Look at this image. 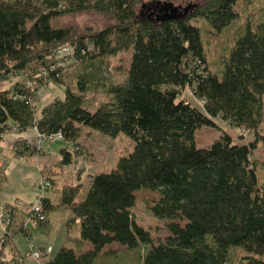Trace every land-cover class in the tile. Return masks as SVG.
Segmentation results:
<instances>
[{
  "label": "trees",
  "instance_id": "1",
  "mask_svg": "<svg viewBox=\"0 0 264 264\" xmlns=\"http://www.w3.org/2000/svg\"><path fill=\"white\" fill-rule=\"evenodd\" d=\"M144 1L0 0V82L14 79L0 88V141L16 133L11 151L19 159L44 156L45 140L72 145L61 148L56 161L39 165L40 194L29 203L39 204V214L2 206L9 225L1 247L4 238H30L31 228H47L48 212L62 207L70 212L65 243L52 255L41 248L45 258L38 264H94L114 243L146 247L141 264H227L236 248L244 253L236 264H264V184L253 155L256 143L264 144V16L244 22L214 71L206 35L215 38L237 19L238 1ZM81 12L105 15L112 24L93 31L53 24ZM63 46L80 61L132 50L125 81L110 86L108 102L94 111L67 87L63 98L38 105L41 87L60 83L55 52ZM184 89L202 106L183 100ZM218 121L243 127L255 141L239 144L222 132L209 147H196L197 130L220 128ZM81 127L111 137L123 133L133 142L110 171L89 173L85 184L78 163L86 158ZM28 130L35 132L32 140L21 136ZM56 176L69 182L54 202L46 191ZM145 189L159 193L152 215L168 221L166 238L156 244L150 228L133 216L134 192Z\"/></svg>",
  "mask_w": 264,
  "mask_h": 264
},
{
  "label": "rangeland",
  "instance_id": "2",
  "mask_svg": "<svg viewBox=\"0 0 264 264\" xmlns=\"http://www.w3.org/2000/svg\"><path fill=\"white\" fill-rule=\"evenodd\" d=\"M196 1V0H194ZM235 12H238V17L229 25L225 31L219 33L213 38L210 34L206 35L205 47L206 58L210 69L217 71L222 64L223 58L221 54L230 47L233 38L236 36L237 30L245 24V21H258L264 16V0H237ZM150 1L145 0L144 5H148ZM178 3V2H177ZM174 2V4H177ZM186 5V3H185ZM150 6V5H148ZM53 24L60 27H74L78 31L83 28L93 30L103 29L105 26L111 25L112 20L105 15L94 12L70 13V15L59 16L53 20ZM201 24V23H199ZM132 50L118 51L115 55H107L106 57L94 55L80 59H72L70 55H65L61 58L58 64L60 83L51 81L47 85L41 87L38 91L40 103H47L55 99V97L63 98L65 88H69L73 92L80 93L84 98V106L90 111H94L101 103L108 102L110 96L107 89L112 85L123 83L127 77L129 59ZM86 79L84 82L85 91H80L79 82ZM10 78L6 82H0V88L6 87L13 82ZM180 97L188 101L192 105L202 106V103L193 97L192 93L184 89ZM220 128H201L195 133L196 147H209V144L219 138L222 132L232 136L239 144L255 141V134L242 128L229 126L221 121H218ZM78 136L79 147L81 152L86 156L82 164L83 172L80 177L82 184L88 182V174L92 172H107L110 171L117 163V160L122 155H127L132 150L133 142L128 139L123 133L116 137L103 135L101 133H88V129L81 127ZM264 136V128L260 131ZM253 152L258 166V176L264 184V144L258 141ZM71 148L72 145L68 142L45 140L41 145L46 156L47 163L57 160L61 148ZM2 165H0V210L6 203L10 205L15 201L34 202L40 194L36 182L39 180L38 159L33 156L30 158H16L12 155L11 146L8 151H0ZM54 188L46 191L54 202H57V196L63 183L69 182L68 178L61 182V178L54 177ZM135 208L133 216L137 222L143 227H149L151 230V238L154 244L158 240H164L167 236L165 224L168 222L164 219L156 218L150 212V207L159 198V193L150 190L135 191ZM1 214V211H0ZM70 212L62 207L54 208L48 212L50 220L47 228H31L30 238L24 237L22 234H16L13 241L10 238H4L6 245L2 249L1 240L3 238L4 224L0 221V249L3 253L0 255V264H38L39 259H34L31 254L34 251L40 250V247L53 248L50 255L58 250L60 243H65L62 235L65 230V225L68 221ZM78 224L69 228L70 235L76 237L78 235ZM65 233V234H66ZM62 240V242H61ZM70 245V244H69ZM146 247L136 249H128L119 246L117 243L105 246L100 255L94 260V264H141L142 256L146 252ZM241 252L239 248L233 249L230 252V260L227 264H236L237 257ZM49 255V256H50ZM45 257L40 258L44 260Z\"/></svg>",
  "mask_w": 264,
  "mask_h": 264
},
{
  "label": "built area",
  "instance_id": "3",
  "mask_svg": "<svg viewBox=\"0 0 264 264\" xmlns=\"http://www.w3.org/2000/svg\"><path fill=\"white\" fill-rule=\"evenodd\" d=\"M56 54V59L61 60V58H63L65 55H71L72 54V49L70 46H63L61 47V49L57 50L55 52ZM26 85L29 87L31 86V82L27 81ZM58 137L60 138L61 135H58ZM11 207L15 208L16 210H19L21 212H31V213H37L39 214V204H35V205H30L29 203L26 202H22V201H16L13 204H11ZM1 214H0V221L2 222V225L4 224V230L6 229V227L9 225L8 222V212H6L3 207L1 208ZM51 250V248L48 246V248H46V250H44L46 253H48ZM34 257V259H39L43 257L42 252H40L39 250L34 251L31 253Z\"/></svg>",
  "mask_w": 264,
  "mask_h": 264
},
{
  "label": "crops",
  "instance_id": "4",
  "mask_svg": "<svg viewBox=\"0 0 264 264\" xmlns=\"http://www.w3.org/2000/svg\"><path fill=\"white\" fill-rule=\"evenodd\" d=\"M34 133L35 132H33V130H28V131H24V132H22L21 133V136H25L26 138H29V139H31L32 140V138L35 136L34 135ZM17 138V134L16 133H12V132H9V133H6V136L4 137V139H2L1 141H0V151H3V152H5V151H9L10 150V146L12 145L11 143L15 140ZM36 156V158L38 159V161H39V163H38V166L39 165H43L44 163H47V160L45 159L46 158V156L44 155V156H37V155H35ZM1 165H2V163H1ZM36 184V183H35ZM49 198H51V196L50 195H47ZM52 199V198H51ZM65 230L67 231V227L65 228ZM66 232H64L63 233V235L61 236L62 237V240H63V238H65V236H66V234H65ZM62 240H61V242H62ZM61 245L63 244V243H60ZM60 246V245H59ZM87 247V246H86ZM41 248H45V247H43V246H41L40 247V249ZM52 250H53V248H51V252H52ZM54 254V253H53Z\"/></svg>",
  "mask_w": 264,
  "mask_h": 264
}]
</instances>
